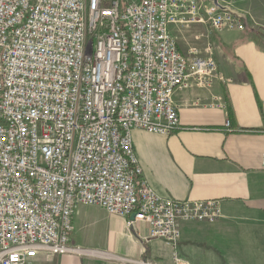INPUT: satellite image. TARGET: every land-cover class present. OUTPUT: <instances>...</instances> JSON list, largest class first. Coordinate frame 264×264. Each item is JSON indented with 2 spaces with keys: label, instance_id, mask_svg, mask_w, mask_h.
<instances>
[{
  "label": "built area",
  "instance_id": "obj_1",
  "mask_svg": "<svg viewBox=\"0 0 264 264\" xmlns=\"http://www.w3.org/2000/svg\"><path fill=\"white\" fill-rule=\"evenodd\" d=\"M246 20L202 0H0V264L81 253V205L147 224L187 264L180 225L214 224L220 202L157 196L131 134L171 135L174 94L222 81L211 42L185 56L171 27L240 32Z\"/></svg>",
  "mask_w": 264,
  "mask_h": 264
},
{
  "label": "crops",
  "instance_id": "obj_2",
  "mask_svg": "<svg viewBox=\"0 0 264 264\" xmlns=\"http://www.w3.org/2000/svg\"><path fill=\"white\" fill-rule=\"evenodd\" d=\"M239 1H230L232 10L252 17L244 31L170 28L185 56L211 42L222 81L174 94L180 127L171 135L131 134L142 177L157 196L220 202L214 224L180 225L177 254L187 264H264V28L253 21L262 0ZM131 220L78 206L70 245L81 253H39L31 264H171L172 249Z\"/></svg>",
  "mask_w": 264,
  "mask_h": 264
},
{
  "label": "rangeland",
  "instance_id": "obj_3",
  "mask_svg": "<svg viewBox=\"0 0 264 264\" xmlns=\"http://www.w3.org/2000/svg\"><path fill=\"white\" fill-rule=\"evenodd\" d=\"M229 2L231 1V0H228ZM232 1H235V2H238L239 0H232ZM240 2V1H239ZM238 2V3H239ZM232 3V2H231ZM258 10H259V15L258 16H256V17H254L253 18V21H254V23L256 24V25H258V26H260V27H263L264 28V0H262V2H260L259 3V7H258ZM251 18L252 17H247V19H248V23L250 22V20H251ZM250 19V20H249ZM255 19V20H254ZM254 26V25H253ZM208 201H210V200H208ZM81 206H84V205H81ZM90 207V206H89ZM99 208V207H98ZM101 209V208H100ZM103 210V209H102ZM104 211V210H103ZM105 212V211H104ZM106 213V212H105ZM107 214V213H106ZM129 217H132V216H129ZM133 221V217H132V220L131 221H129V222H132ZM133 225V224H132ZM132 225H130V226H132ZM71 241V240H70ZM71 243V242H70ZM76 248H78V247H76ZM178 248V247H177ZM80 249V248H79ZM81 250V249H80ZM53 256V255H52ZM64 256V255H63Z\"/></svg>",
  "mask_w": 264,
  "mask_h": 264
},
{
  "label": "water",
  "instance_id": "obj_4",
  "mask_svg": "<svg viewBox=\"0 0 264 264\" xmlns=\"http://www.w3.org/2000/svg\"><path fill=\"white\" fill-rule=\"evenodd\" d=\"M202 1H209L211 2L217 9L221 10V11H227V12H230L232 14H236V12L234 10H232L230 7H226V6H221L219 3H218V0H202Z\"/></svg>",
  "mask_w": 264,
  "mask_h": 264
}]
</instances>
